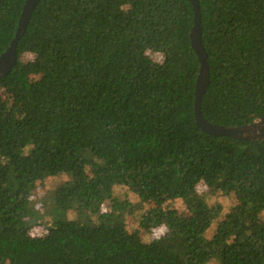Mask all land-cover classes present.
Returning a JSON list of instances; mask_svg holds the SVG:
<instances>
[{
  "label": "trees",
  "instance_id": "obj_1",
  "mask_svg": "<svg viewBox=\"0 0 264 264\" xmlns=\"http://www.w3.org/2000/svg\"><path fill=\"white\" fill-rule=\"evenodd\" d=\"M24 2L0 0V55ZM199 4L203 118L264 117V0ZM192 25L187 0H40L0 81V264H264V142L196 126ZM67 174L46 234L31 237L41 216L28 193ZM121 184L153 204L148 234L114 221L123 203L107 201ZM167 189L182 192L185 218L158 203Z\"/></svg>",
  "mask_w": 264,
  "mask_h": 264
},
{
  "label": "rangeland",
  "instance_id": "obj_2",
  "mask_svg": "<svg viewBox=\"0 0 264 264\" xmlns=\"http://www.w3.org/2000/svg\"><path fill=\"white\" fill-rule=\"evenodd\" d=\"M80 168L81 172L87 177H95L96 167L89 164L86 160L81 162ZM71 180V174L49 178L38 182L34 189L28 193L27 212L31 213L34 218H36L37 215L41 216L39 226L31 229L29 232L31 237H39L46 234V227L52 223V215H56L54 211L55 193L60 186ZM122 186L123 184L115 189V193L107 201L109 203L107 207L109 208L110 206L109 209L114 205H122L123 203L122 209L113 213L114 221H116L117 224L126 227L130 232L138 230L141 232V236L146 235V232L148 234V230L140 228V223L143 222L145 216L148 215V212L154 208L153 204H141L136 192H134L132 188H124L125 186ZM205 190L206 187L204 185H200L197 188L198 193H202ZM229 198L231 204L234 205L236 203L235 197L231 195ZM158 203L163 207H167L170 210L177 212L182 218H185L188 215L186 199L180 190H165L158 199ZM103 211L108 212L109 210L103 208ZM163 233V228H157L150 233V236L154 239H158Z\"/></svg>",
  "mask_w": 264,
  "mask_h": 264
},
{
  "label": "water",
  "instance_id": "obj_3",
  "mask_svg": "<svg viewBox=\"0 0 264 264\" xmlns=\"http://www.w3.org/2000/svg\"><path fill=\"white\" fill-rule=\"evenodd\" d=\"M193 11V25L189 32L192 51L199 63L195 83L193 116L196 126L206 135L214 138H229L235 141L264 142V117L255 118L252 123L240 127L218 126L207 122L201 113V101L210 83L208 56L202 44V27L199 0H187ZM40 0H25L15 35L8 48L0 55V81L5 79L17 61L16 48L30 22L33 11Z\"/></svg>",
  "mask_w": 264,
  "mask_h": 264
}]
</instances>
